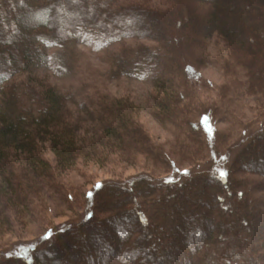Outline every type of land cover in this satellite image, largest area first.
<instances>
[{"label":"rangeland","instance_id":"rangeland-1","mask_svg":"<svg viewBox=\"0 0 264 264\" xmlns=\"http://www.w3.org/2000/svg\"><path fill=\"white\" fill-rule=\"evenodd\" d=\"M60 1L69 5L67 14L56 8ZM172 1L51 0L55 10L49 14L48 19L57 27H63L68 20H91L99 26L104 21L109 23L112 17L106 13L104 5L121 10V14L138 11L134 15L130 13L123 17L121 26L118 22L116 24L125 32L135 29L145 32L147 36L127 38L104 50H95L91 45L79 42L45 48L49 57L45 65L37 64L29 73L15 77L17 84L24 83L37 90L40 87H51L66 99L71 123L80 121L85 151L78 154L72 168L57 176L56 189L52 191L53 199L46 201L40 194L30 204L27 213L23 212L19 216L13 213L3 214L8 225L0 226V264H6L13 256L22 255L28 246L51 242L65 228H69L68 233L61 239L67 242L69 249L74 250L72 257L75 259L72 264H124V261H127L126 264H152L155 262L153 258L145 256L139 261L138 256L141 251H149L148 248H141V240L152 239L156 242L151 232L158 231L159 226L150 227V223H155L154 219L161 214L158 212L160 201H164L162 211L170 213L167 208L168 202H171L167 200L168 190L160 182L170 180L178 183L214 172L222 174L227 169H231L232 179L236 182L233 185V196L226 198L224 205L228 207V211L233 210V213L228 215L229 212L225 210L222 217L219 216L226 221L224 231L221 227L222 235H219L222 239L226 238V242L236 239L237 235L243 238L245 244H249V249L246 246L242 248L243 258L255 255V262L264 264V176L247 174L233 163L241 148L264 130V63L259 65L253 61L254 68H262V75H256L263 85L255 89L248 82L246 70L231 60L226 46L218 37L213 36L206 42V48L196 52L190 42V32L194 29L191 16L201 21L203 12L197 7L190 14L189 7L193 0H175L180 5L179 10L185 7L189 18L186 21L184 14H177L178 8L173 6L175 3L172 5ZM96 2L103 10L90 13L89 3ZM230 4H234L236 9L234 8L231 18L225 16V21H229V28L246 33V25L249 23L257 26L247 33L253 39L247 48L252 56L257 57L258 52L264 51V13L261 16L256 10L247 9L241 0H232ZM165 13L168 14L167 19H155L156 15ZM178 16L182 22L181 27L170 23L172 18L176 19ZM153 25L162 30L159 37L162 39L161 44L153 40ZM4 34L10 37L5 32ZM139 49L141 52L145 49V53L152 56L151 66L156 69L153 75L162 74L159 78L162 84L170 80L174 86L165 91L172 92L167 111L159 108L169 98L163 95L162 87L167 84L153 87L150 80L152 74L142 79L114 74L117 61L130 58ZM111 103H117L123 116H126L124 124L127 121L128 128L126 132L120 130L121 141H113L115 144H110V148L96 146V152L93 150L89 153L91 149L88 150L87 145L93 138L90 129L96 126L100 118H105L106 111L111 109ZM101 104L102 107L98 109ZM203 118H207L208 122L202 123ZM193 124L201 128L195 129ZM43 158L54 166V158L48 151H45ZM148 181L160 187L158 190L155 187L153 200L146 195L140 197L137 194L150 184ZM128 189L133 192L129 193ZM85 193L89 194V199H86L87 194L84 197ZM87 211H93L92 220L99 222L95 227L101 226L102 220L106 218L109 221L114 214L121 216L114 221L117 231H113L109 224L105 237H120V234L125 237L128 234L126 238H129V243H119L121 251L122 247L130 245L135 238H140L137 245L140 249L133 248L131 254L121 261L114 256H101L97 262L89 263L91 256L85 253L78 256L82 252L76 251L81 245L80 236L83 233L87 235V232L82 231L93 228H88L91 223L85 229L82 227ZM137 211L147 218L146 225L138 223ZM243 212H246L245 217H249L247 220L241 216ZM168 216L171 218L172 214ZM183 216L186 218V213ZM228 218H233L235 223L228 222L226 225ZM73 225L78 228H73ZM216 227L202 226V234L207 232L212 236L210 230ZM240 229H245L243 236L239 234ZM50 232L48 241L44 240L45 234ZM161 237L163 238L162 235ZM157 242L160 243L159 240ZM206 247L207 242L204 249ZM183 249L186 253L192 251L188 244L183 245ZM168 250L170 249L166 252ZM172 253L176 254V248ZM159 259H166V256ZM27 260L31 261L29 257ZM43 262L50 263L42 256L41 263ZM15 263L24 264L19 260Z\"/></svg>","mask_w":264,"mask_h":264},{"label":"trees","instance_id":"trees-1","mask_svg":"<svg viewBox=\"0 0 264 264\" xmlns=\"http://www.w3.org/2000/svg\"><path fill=\"white\" fill-rule=\"evenodd\" d=\"M77 1L74 0V2ZM231 1L193 0V4L189 7L190 14H193L195 8L199 7V11L203 12V18L201 21H197L194 16H191L194 29L190 32V42L194 45L195 51L198 52L206 48V42L209 39L213 36L218 37L226 46L231 60L236 61L239 66L246 70L251 87L258 89L263 85L260 84L261 79L258 77L262 75V68H254L253 61L259 65L263 64L264 51L261 50L258 52V56L254 57L247 48L248 43L253 41L247 33L257 26L249 23L246 25L248 26L246 33H241L235 28H229L227 25L229 21H225V16L231 18L234 15V8L236 9L234 4H230ZM241 1L247 9L256 10L257 14L263 15L264 2L261 1V3L259 0ZM172 5L178 8L177 14H184L186 21L189 19L185 7H183L184 10L180 9V11V5L175 0L172 1ZM54 8L51 0H0V62L2 64L0 67L1 227L8 225L3 214L13 213L19 216L23 212L27 213L30 210V204L36 201L40 194L41 197L46 198V201L53 199L52 191L56 189L57 176L72 168L78 159V154L85 151L80 121L71 123L66 99L51 87H40L37 90V88L27 86L24 83L17 84L14 81L15 77L19 74L29 73L37 64L39 66L45 65L49 60L45 48L61 47L70 42H79L91 45L92 49L95 50H104L127 38L147 36L145 32H139V30L133 29L125 32L122 27H119L123 17H127L130 13L134 15L138 11L121 14V10L103 5L106 13L112 17L109 19V23L104 21V24L99 26L91 20H68L67 24L60 28L51 24L48 19L49 14L55 10ZM56 8L65 14L69 12V5L64 1H60ZM88 8L90 13L103 10L102 6L99 8L97 2L96 4L89 3ZM167 15L166 13L156 15L155 19H167ZM174 19L172 18L170 23L181 27L182 22L179 16L176 17L178 20ZM4 32L10 37H6ZM152 33L155 36L153 40L155 39V42L160 43L162 39L160 38V40L159 37L162 35V30L153 25ZM142 51L137 50L128 59H119L114 74L132 79H142L152 74L150 80L153 87H157V85L162 87V85L167 84L166 87L162 88L164 89L163 95L169 98L159 105L161 110L167 111L172 99V92L167 93L165 91L174 88V86L170 80L164 81L162 84V80L159 79L162 74L153 75L156 69L151 66V64L153 65L152 56L145 53V49ZM156 58L158 59L159 56L157 55ZM110 106L111 109L106 111L105 118H100L96 126L90 129L93 138L87 145L88 150L91 149L89 153H92L93 150L96 152V146L110 148V144H115L113 141H121L120 132L122 130L126 132L128 128V122L126 121L124 124L126 116H123L117 103H111ZM101 107L102 104L98 106V109ZM93 115L95 116V114ZM89 120L92 121L93 119ZM201 122L207 123V118L201 119ZM196 126L194 125L193 128H201V126ZM45 151L53 156L54 166L43 158ZM233 163L235 167L247 174L264 176V130L241 148ZM235 167L233 168L237 170ZM231 174V169H227L222 174L214 172L178 183L170 180L160 182L161 186L165 185L168 190L167 200L171 202H168L167 208H169L172 217L169 218L170 213L165 214L162 211L164 201H160L161 204L158 206L161 211L158 210V212L161 214L154 219V221L156 220L155 223H150V227L157 228L156 226H159L158 231L151 232L154 239L156 238V242L152 239L151 241L143 239L140 242V238H135L130 245L122 247V251L119 249L121 248L119 243L128 242L129 238H126L128 234H125V237H121L122 234L119 235L120 237L115 235L113 238L111 237L113 240L104 235L108 232L109 224L113 227V231H117L114 221L121 216L117 217L114 214L110 216L109 221L106 218L102 220L101 226L95 227L99 222L92 220L94 218L93 211H87L82 227L85 229L88 223H91L88 228H93L90 231L88 229L82 231L87 232L89 239L84 233L80 236L81 245L75 246L78 248L76 251H82L79 252L78 256L81 253L91 256L89 263L97 262L101 256H105L104 258L114 256L121 261L124 260L125 256L131 254L133 248L137 250L139 248L137 245L140 242L142 243L141 248H148L149 251H141L138 256L139 261L147 256L155 260L152 264H258L255 262V260L257 261L255 255L243 258L242 248L246 246L249 249V244H245L243 238L237 235L236 239L226 242V238L222 239L221 236L226 221L223 218L220 219L219 216L222 217L223 211H228V207H225L224 204L226 198L233 196V185L236 182L232 179ZM148 182L150 184L144 186L137 194L140 197L146 195L153 200L155 187L158 186L156 183ZM128 190L129 193L133 192L132 189ZM86 194L88 198H86ZM84 197L90 198L88 193H85ZM152 203L155 204L154 201ZM228 212V215H231L233 210ZM137 213H139L138 223L141 226L146 225L148 221L145 215L139 211ZM184 213H186V218L183 216ZM245 213L241 216L247 220L249 217H245ZM228 222L234 224L235 220L228 218L226 225ZM215 225L217 227L210 230L213 233L212 236L207 232L202 234V226L210 228ZM72 227L78 228L77 225ZM68 229H63L61 235H58L51 242L26 247L22 253L23 256H13L6 261V264H17L15 262L18 260L23 261L24 264H72L75 259L72 257L74 250L69 249L66 246L67 242L61 239ZM245 229L248 230L249 228ZM245 229H240L239 234L241 236H243ZM233 230H235L234 227ZM234 233L235 231H233ZM50 235L51 232L45 234L44 240L48 241ZM158 240L160 243L157 242ZM206 242L207 247L204 249ZM186 244L192 248L189 253L183 249V245ZM174 247L176 254L172 253ZM168 248L170 250L166 252ZM170 251L172 252L170 253ZM42 256L46 257L50 263H41ZM165 256L166 259H159V257L164 258ZM27 257L30 258V262ZM69 257L71 258L68 259ZM126 263L124 261V264Z\"/></svg>","mask_w":264,"mask_h":264}]
</instances>
